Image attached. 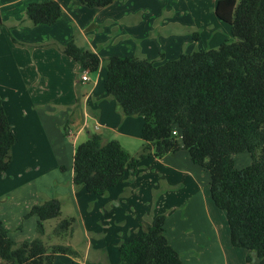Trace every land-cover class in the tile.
I'll return each instance as SVG.
<instances>
[{
  "label": "crops",
  "instance_id": "obj_1",
  "mask_svg": "<svg viewBox=\"0 0 264 264\" xmlns=\"http://www.w3.org/2000/svg\"><path fill=\"white\" fill-rule=\"evenodd\" d=\"M45 1L0 0V99L15 138L8 169L0 175V220L8 236L17 244L36 237L37 217L26 213L56 198V223L75 220L65 238L72 242L78 225L84 237V254L66 244L78 253L72 264L118 263L119 245L157 214L165 216V237L183 264L242 261L248 253L230 243L225 212L210 198L209 173L186 150L141 159L134 174L125 171L103 194L72 181L75 149L94 133L131 156L143 148V118L123 115L104 88L106 59L161 64L217 48L231 38L229 25L215 15L219 0H114L104 7L54 0L61 8L57 21L32 24L26 6ZM69 40L101 58L86 80L78 62L62 51Z\"/></svg>",
  "mask_w": 264,
  "mask_h": 264
},
{
  "label": "trees",
  "instance_id": "obj_2",
  "mask_svg": "<svg viewBox=\"0 0 264 264\" xmlns=\"http://www.w3.org/2000/svg\"><path fill=\"white\" fill-rule=\"evenodd\" d=\"M78 1L104 7L114 0ZM60 12L54 0L25 8L34 25L53 24ZM215 15L229 25L231 35L217 48L161 64L115 55L106 59L104 88L123 115L143 118V148L131 156L114 141L102 144L94 133L75 149L72 181L88 193L103 194L125 171L134 174L141 159L186 150L190 160L209 173L210 198L225 212L231 245L253 252L258 264H264V0H219ZM62 51L83 70L97 72L101 58L95 52L73 40ZM174 129L178 135L172 134ZM14 140L0 99V175L8 169ZM243 152L251 162L236 168L235 155ZM32 215L37 217V236L20 244L0 220V263L54 264L55 254L78 257L68 245L49 248L41 239L44 222L61 215L56 198L33 205L25 216ZM164 221L165 216L157 214L138 235L123 241L115 264H183L165 237ZM74 222L60 219L53 233L72 230Z\"/></svg>",
  "mask_w": 264,
  "mask_h": 264
},
{
  "label": "rangeland",
  "instance_id": "obj_3",
  "mask_svg": "<svg viewBox=\"0 0 264 264\" xmlns=\"http://www.w3.org/2000/svg\"><path fill=\"white\" fill-rule=\"evenodd\" d=\"M173 2H174V0L170 1V4H173ZM104 65H105V63H104ZM250 162H251V157H250L249 153H247V152H243V153H239V154L235 155V167L236 168H243V167L247 166ZM64 211H65V209H64ZM57 223H58V221H57ZM57 223H56V218L55 219H49V220L45 221L44 235L41 236V239L44 242V244L47 245V247H49V248L53 245H56V244L66 245L68 242H71V239L69 240V239L65 238V233L70 234L71 230L63 231L59 235H55L53 233V229ZM83 238H84L83 233L80 230V227L78 225L75 227V235L73 238L74 240L71 242V247L76 249L78 252L80 251L84 254L85 245L83 243V241H84ZM235 249L245 251L246 253H248L247 256L250 255L249 261H247L246 257H244L242 261H238L236 264H248V263L249 264H258L257 257L255 256V254L253 252H248L246 249L239 248V247H235ZM249 253H251V254H249ZM89 256H90L89 258H93V259L94 258H96V259L100 258V257H94L92 255H89ZM72 260H73V258L70 255L55 254L53 263L54 264H72ZM0 264H7V263L1 262Z\"/></svg>",
  "mask_w": 264,
  "mask_h": 264
},
{
  "label": "built area",
  "instance_id": "obj_4",
  "mask_svg": "<svg viewBox=\"0 0 264 264\" xmlns=\"http://www.w3.org/2000/svg\"><path fill=\"white\" fill-rule=\"evenodd\" d=\"M89 78V72H88V70H83V73H82V75H81V79L82 80H86V79H88ZM172 134L173 135H178V132L174 129L173 131H172ZM179 137H180V135H179ZM67 141H68V143L69 144H73V136H72V134L71 133H68L67 134Z\"/></svg>",
  "mask_w": 264,
  "mask_h": 264
}]
</instances>
